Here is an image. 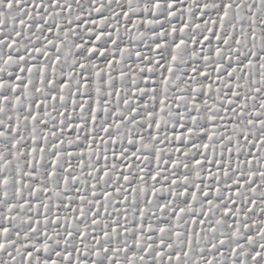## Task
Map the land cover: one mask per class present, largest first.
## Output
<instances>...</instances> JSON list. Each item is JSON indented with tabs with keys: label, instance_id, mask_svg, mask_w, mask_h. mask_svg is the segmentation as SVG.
<instances>
[{
	"label": "snow or ice",
	"instance_id": "obj_1",
	"mask_svg": "<svg viewBox=\"0 0 264 264\" xmlns=\"http://www.w3.org/2000/svg\"><path fill=\"white\" fill-rule=\"evenodd\" d=\"M0 264H264V0H0Z\"/></svg>",
	"mask_w": 264,
	"mask_h": 264
}]
</instances>
